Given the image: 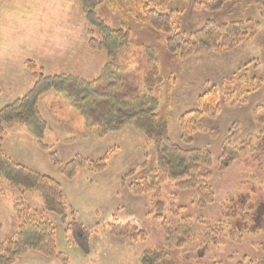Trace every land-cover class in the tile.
Segmentation results:
<instances>
[{
	"label": "rangeland",
	"instance_id": "rangeland-1",
	"mask_svg": "<svg viewBox=\"0 0 264 264\" xmlns=\"http://www.w3.org/2000/svg\"><path fill=\"white\" fill-rule=\"evenodd\" d=\"M205 1L147 0L146 8L160 13L179 11L175 22L185 35L207 18L251 17L259 22L254 36L230 51L210 50L179 59L165 50V34L137 20L141 11L135 7L136 0H105L96 6L99 17L109 28L126 24L130 30L126 49L108 57L89 48L88 25L79 0H0V109L34 84L35 76L24 65L27 59L35 61L46 75L72 74L87 80L96 79L112 61L116 65L110 68L122 85L108 88L109 101L117 97L143 102L142 80H159L152 86L151 97L156 100L154 112L167 121L171 141L211 154V163L199 165L194 173L206 180L212 193L209 202L200 205L194 190L180 189L171 180L161 183L171 227L177 228L185 219L201 226V232L186 236L182 247L166 248L159 221L152 217L151 195H134L128 189L155 165L153 145L143 133L131 126L105 129L87 110L73 107L53 91L40 97L38 107L46 121L43 135L38 138L28 125L7 124L2 148L14 162L60 183L65 220L43 211L38 192L25 193L22 206H27L29 214H42L53 223L55 242L66 264H138L140 254L148 249L164 251L175 264H264V123L252 116L255 106L264 107V1L261 5L257 0H237L219 11L205 10ZM244 73L260 78L258 90L244 92L248 86L241 79ZM108 82L103 80L100 85L105 87ZM222 85L235 94L233 105L221 93ZM210 86L219 90L220 111L214 117H201L192 142L184 145L178 117L194 109L196 97ZM53 153L59 162L52 161ZM78 154L90 159L107 154V165L101 171L81 168L72 179L64 178L63 165ZM20 195L0 178V254L8 251L5 241L17 230L14 207L22 208ZM172 204L176 216L170 215ZM112 217L135 222L147 239L131 242L112 236L104 228ZM73 221L86 231V240L76 226L75 232L67 229ZM207 226L217 235L202 243ZM5 262L0 258V264ZM13 264L63 262L30 249Z\"/></svg>",
	"mask_w": 264,
	"mask_h": 264
},
{
	"label": "trees",
	"instance_id": "trees-1",
	"mask_svg": "<svg viewBox=\"0 0 264 264\" xmlns=\"http://www.w3.org/2000/svg\"><path fill=\"white\" fill-rule=\"evenodd\" d=\"M105 0H79L80 9L88 25V45L92 50L103 51L108 57H113L120 50L126 49L129 45L130 30L123 24L120 28H109L96 12V6ZM237 0H206L203 4L207 11H219L227 3H234ZM264 0L256 2L263 4ZM147 0H136L135 7L141 11L137 20L144 26L149 27L156 33H163L162 38L165 50L173 57L179 59L192 54L207 51H230L241 43L251 39L257 31L259 22L251 17L235 18L231 20H216L207 18L196 29L189 34L178 31L179 27L175 17L179 11L160 13L156 10L146 8ZM260 5V6H261ZM176 15V16H175ZM264 15V12H263ZM28 71L35 76L31 89L22 97L14 100L0 109V178L9 187L17 190L20 195L18 204L24 205L22 197L27 192H38L42 201L43 211L55 213L65 220L67 208L64 204V194L60 183L53 177L43 175L29 169L6 157L3 153L2 143L5 133V125L17 123L32 127L34 133L40 138L46 128V121L42 118L38 102L40 97L50 91L63 96L73 107L84 111L89 116L103 125L105 129L111 130L131 126L143 133L145 139L153 145L155 152V165L148 171V174L137 181L129 184V191L134 195H151L152 217L159 221L165 239L166 248L177 246L189 233L201 232L200 225L189 220H182L177 228H172L168 217L167 206L161 198V183L164 180H171L180 189H190L196 192L200 205L209 202L212 193L206 185L204 177L195 175L198 166L209 165L211 154L206 149H186L171 141L167 121L154 112L156 100L151 97L152 86L159 80L144 78L145 99L143 102L134 100L123 101L115 98L109 101L113 90L122 85V79L115 75L110 66H115L112 61L107 62L102 68L100 75L93 80L72 75L57 74L46 75L40 71L35 61L27 59L24 63ZM151 77V75H149ZM113 78V83L110 81ZM108 79V84L100 85V82ZM244 79L248 85L244 90L250 93L258 90L260 78L257 76L248 77L244 73ZM1 93V92H0ZM221 93L228 96L229 104L233 105L235 94L228 87L221 86ZM154 103H153V101ZM148 104H151L148 107ZM148 107V108H147ZM220 111L219 90L215 86L208 87L202 94L196 97V107L188 110L178 117L180 141L184 145L192 142L197 121L203 116L214 117ZM253 119L260 124L264 123V107L255 106L252 112ZM264 129V128H263ZM54 163L59 162L55 153L51 156ZM108 155L105 154L96 159H90L83 155H76L63 165L62 174L66 179H72L77 171L86 168L90 171H101L107 165ZM26 206V205H25ZM25 206L14 207L17 220V230L13 233L6 246L8 251L0 254L5 264H13L15 259L25 254L30 249L40 255L59 259L66 264L67 259L57 248L55 242V227L45 216L29 214ZM27 207V206H26ZM172 204L170 215L176 216L177 211ZM14 212V210H13ZM169 215V216H170ZM79 230V236L86 240V231L75 221L69 223L68 230ZM104 228L114 237L129 240L131 242L145 241L147 233L136 226L135 222L120 221L112 217L104 224ZM206 233L202 237V243L217 235L213 227L207 226ZM75 232V231H74ZM138 264H175V261L164 251L159 249H148L143 251Z\"/></svg>",
	"mask_w": 264,
	"mask_h": 264
}]
</instances>
